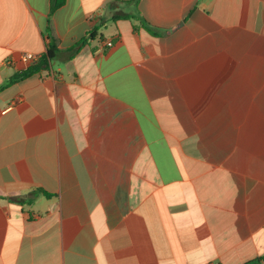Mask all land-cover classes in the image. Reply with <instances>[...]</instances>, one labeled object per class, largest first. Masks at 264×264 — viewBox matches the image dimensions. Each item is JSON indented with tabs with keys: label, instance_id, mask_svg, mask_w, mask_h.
<instances>
[{
	"label": "crops",
	"instance_id": "obj_1",
	"mask_svg": "<svg viewBox=\"0 0 264 264\" xmlns=\"http://www.w3.org/2000/svg\"><path fill=\"white\" fill-rule=\"evenodd\" d=\"M57 1L0 0V87L62 52L0 91V264L264 258V0Z\"/></svg>",
	"mask_w": 264,
	"mask_h": 264
},
{
	"label": "trees",
	"instance_id": "obj_2",
	"mask_svg": "<svg viewBox=\"0 0 264 264\" xmlns=\"http://www.w3.org/2000/svg\"><path fill=\"white\" fill-rule=\"evenodd\" d=\"M63 4V0H59L54 4V10L58 7H60ZM89 37H93L94 34L90 33L88 35ZM80 45L85 44V39L82 40ZM72 53L75 51V48L71 50ZM62 52L58 49L55 41L53 40L52 43L48 46L47 53L42 57V59L39 61V63L33 65L31 68H29L27 71L21 72L17 75H15L8 83L0 87V91L3 90L7 85L13 84L18 82L19 80L28 77L32 74H35L36 72H39L41 70H47L51 64V61L55 58H58ZM264 258L257 259L256 261H252L250 264H258L260 263Z\"/></svg>",
	"mask_w": 264,
	"mask_h": 264
},
{
	"label": "built area",
	"instance_id": "obj_3",
	"mask_svg": "<svg viewBox=\"0 0 264 264\" xmlns=\"http://www.w3.org/2000/svg\"><path fill=\"white\" fill-rule=\"evenodd\" d=\"M42 55H38L35 53H22L19 56V60L26 66H31L39 63V61L42 59ZM217 264V263H214Z\"/></svg>",
	"mask_w": 264,
	"mask_h": 264
}]
</instances>
